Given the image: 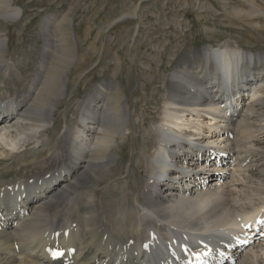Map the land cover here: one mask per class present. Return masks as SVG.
Masks as SVG:
<instances>
[{
    "label": "bare ground",
    "instance_id": "6f19581e",
    "mask_svg": "<svg viewBox=\"0 0 264 264\" xmlns=\"http://www.w3.org/2000/svg\"><path fill=\"white\" fill-rule=\"evenodd\" d=\"M241 2L229 13L261 27L264 0ZM22 15L0 0V264H167L168 253L188 264L175 251L187 245L208 264H264V240L237 231L264 208V53L221 45L183 56L159 119L140 127L127 78L125 95L114 77L68 93L80 56L66 16L42 17L40 47L13 55L8 28ZM67 95L72 126L56 117Z\"/></svg>",
    "mask_w": 264,
    "mask_h": 264
},
{
    "label": "rangeland",
    "instance_id": "374dc122",
    "mask_svg": "<svg viewBox=\"0 0 264 264\" xmlns=\"http://www.w3.org/2000/svg\"><path fill=\"white\" fill-rule=\"evenodd\" d=\"M12 1L23 9L21 21L8 28L13 55L29 47H40L43 39L38 33L42 17L66 16L69 21L63 29L67 30L68 39L80 56V71L74 64L70 66L69 76L78 79L68 87V93L79 90L82 97L93 85L114 77L125 95L123 87L130 80L127 100L135 104L140 127L142 122L149 126L159 119L169 74L183 56L205 46L221 45L264 53V20L256 19L263 24L257 29L247 19L229 13L232 7H244L241 0ZM117 61L122 65L118 71L115 69ZM143 65H150L153 70L141 68ZM143 83H146L145 87ZM68 97L70 95H67L64 107L56 112V117L64 124L67 116L68 125L72 126L76 103L68 106ZM142 132L138 133L137 143L147 140ZM132 143L129 140L126 157L132 154Z\"/></svg>",
    "mask_w": 264,
    "mask_h": 264
}]
</instances>
